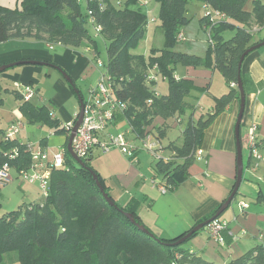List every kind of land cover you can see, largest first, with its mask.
<instances>
[{
  "label": "trees",
  "instance_id": "1",
  "mask_svg": "<svg viewBox=\"0 0 264 264\" xmlns=\"http://www.w3.org/2000/svg\"><path fill=\"white\" fill-rule=\"evenodd\" d=\"M156 1L160 6V28L166 46L159 52L153 51L149 58L132 53L148 26L147 14L136 8L141 0H22L21 9L14 10L0 4V43L36 40L74 49L87 46L98 57L97 40L88 24L94 29L100 27L99 34L107 42V74L128 106L118 119H126L140 138L152 132L150 127L156 118L165 120L168 127L169 120L178 119L182 123V117L193 109L187 100L195 89L193 81L177 79L174 75L179 62L198 63L219 70L230 92L216 99L214 112L208 117L197 121L189 117L183 130V144L171 143L168 148L173 156L156 163L158 174L168 186L177 187L189 175L188 168L202 145L205 130L233 98H240L238 87L232 88L231 84L238 85L243 53L260 43L254 39V28L264 26V0H252L251 10L246 8L250 0H202L212 10L226 14L225 19H217L214 25L206 16L202 20L207 34L209 28L211 30L212 43H209L214 60L210 62L202 59L199 62L194 56L172 49L190 22L187 6L191 0ZM235 28L236 35L225 39L224 33ZM155 69L169 80L168 95L160 96L152 90L155 81L150 73ZM20 111L28 123L47 125L55 134L67 135L66 129L51 118L45 106L22 102ZM165 131L159 128L157 138L165 137ZM3 134L0 130L1 137ZM67 138L69 141L68 135ZM41 144L45 145V139ZM13 148H18L20 154L11 162L12 167L16 171L28 169L31 156L26 144L18 138L7 142L0 139V165L6 161L2 151ZM84 163L82 167L66 151V167L51 172L48 197L42 203L23 204L0 217V264H8L6 256L13 253L16 254L14 262L20 264H214L182 245H173L186 234L178 239H167L149 229L154 236L140 231L124 214L131 213L137 223L143 225L135 211L112 198L90 159ZM93 174L99 177L117 207L104 198ZM229 264H264V246L256 247Z\"/></svg>",
  "mask_w": 264,
  "mask_h": 264
},
{
  "label": "crops",
  "instance_id": "2",
  "mask_svg": "<svg viewBox=\"0 0 264 264\" xmlns=\"http://www.w3.org/2000/svg\"><path fill=\"white\" fill-rule=\"evenodd\" d=\"M202 27L204 29V26ZM254 39L264 41V26L254 28ZM184 44L188 45V42L185 40ZM20 62H39L46 65L21 64L0 73V130L5 133L12 125L22 121L24 127L17 138L22 143H41L45 139L44 146L52 155L66 147L67 135L55 134L47 125L28 123L20 111L22 98L15 84L33 86L36 94L31 103L37 107L45 106L50 114L55 115V118H51L58 120L61 127H64L67 123L76 121L80 113L77 99L84 100L89 88L98 80L95 54L87 46L74 49L36 40L0 43V67ZM215 71L202 67L191 70L187 76L184 75L186 79L193 81V93L197 94L202 90L204 94L214 92L215 95L214 102L208 108L202 107L200 99L199 104L196 102L197 106L190 102V99L193 109L189 110L187 115L196 121L211 115L216 99L231 90L227 89L228 84L224 76L223 84L212 90L215 85ZM62 73L72 82L69 83ZM241 77L246 96L239 138L243 158L246 152L249 153L248 162H244V166L250 170L252 161L248 150V135L253 124L258 126L259 148L264 156V47L245 58ZM86 81L88 83L83 87L81 84ZM83 90L86 91V96ZM196 99L198 98L195 97L192 101L195 102ZM198 108L202 112L198 111ZM240 109L241 99L235 97L227 108L214 118L205 130L202 145L198 150L202 152L201 157L196 153L194 162L188 168L187 179L177 187L168 186L167 181L156 170L157 158L141 148L136 154L137 162H133L119 149L107 154L95 149L89 158L91 165L104 180L112 198L119 205L133 209L147 229L160 238L178 239L206 219L212 218L235 188L238 172L236 126ZM122 122L128 123L124 118L118 119L112 132H118ZM165 123L163 120V126L159 128L166 130L167 134ZM181 133L184 141L183 130ZM171 143L182 145L176 141ZM134 144L137 147L142 146L140 143ZM170 144L162 146L159 151L162 158L169 159L173 156L168 148ZM258 171L260 177L264 178V162H261L254 172ZM25 183L28 182L25 181L20 187L23 197L33 199L34 203H42L44 199L35 201L41 193L40 187L29 183L30 186H26ZM253 191L256 194L254 203L240 201V210L227 214L228 208L220 216V220L228 224L224 244L213 240L207 227L189 240L187 249L214 264H229L256 247L264 246V188L258 185ZM240 203H246L249 207L243 211Z\"/></svg>",
  "mask_w": 264,
  "mask_h": 264
},
{
  "label": "built area",
  "instance_id": "3",
  "mask_svg": "<svg viewBox=\"0 0 264 264\" xmlns=\"http://www.w3.org/2000/svg\"><path fill=\"white\" fill-rule=\"evenodd\" d=\"M205 16L208 17L214 25L217 19H225L226 14L212 10L211 7L205 3ZM94 23V20H92ZM96 33L101 32V28L95 26ZM210 28L208 31V40L212 43ZM184 39L183 32L178 38ZM98 57L95 55V59ZM99 67L104 66V63L99 59L96 62ZM152 79V77H151ZM154 80V79H152ZM20 91L22 102H31L36 94L34 87L31 85L15 84ZM232 88H237L236 83L231 84ZM127 103L124 102L117 92V89L108 74H101L98 77L95 85L89 88L88 95L84 99V117L74 140L73 151L81 159H89L95 149L102 154H107L114 149H119L123 154L131 158L133 162H137V152L141 148L151 153L157 160H168L160 156L162 144L156 137V142L153 140L151 133L140 138L142 146L137 147L131 140L128 139L125 133H114L112 129L116 121L121 115H124L127 110ZM55 118L54 114H51ZM75 122L67 123L64 128L70 138ZM24 124L18 121L12 125L3 135L2 140L7 142L17 138L23 130ZM130 130L134 133L133 128ZM258 126L253 124L248 135V149L250 152V159L252 161L251 170L254 172L264 162V156L260 152V144L257 136ZM26 151L31 156V165L28 169L17 171L25 181L31 185H38L40 187L42 196L48 197L50 193L51 172L53 170L64 169L66 167V151L67 147L60 149L54 154H50L48 148L41 143H25ZM20 152L18 148H13L9 151H2V156L6 161L0 165V187L7 184L12 179L11 171L14 169L11 162L18 158ZM198 157H201L202 152H197ZM264 183V179H263ZM248 204L240 203V208L244 211L248 208ZM209 234L213 240L221 244L225 243V234L228 229V224L225 221L215 220L208 226Z\"/></svg>",
  "mask_w": 264,
  "mask_h": 264
},
{
  "label": "rangeland",
  "instance_id": "4",
  "mask_svg": "<svg viewBox=\"0 0 264 264\" xmlns=\"http://www.w3.org/2000/svg\"><path fill=\"white\" fill-rule=\"evenodd\" d=\"M22 0H0V4L4 7H7L9 9H21ZM204 1L202 0H191L187 6V15L190 19V22L184 27L183 29V36L184 39L181 37L177 39V43L172 46L173 51L178 52L180 54H185L188 56H194L198 60L202 59L204 61H211L214 60V55L212 51L210 52V43L208 41V34L202 27V20L205 16V8H204ZM159 3L156 0H141L138 6L136 8H140L143 12H145L148 16V26L147 30L143 36V38L138 42L137 46L132 49V53L134 55L144 56L145 58H149L153 51L159 52V50H162L166 46V38L164 35L163 30L160 28V19H159ZM248 10H251L252 8V0H250L247 3ZM88 28L97 40V46H98V58L101 62L104 63V66L97 67L96 75L99 77L101 74H107L108 73V50H107V42L106 40L98 33H96L94 27L89 23ZM237 33V29H230L224 33L225 39H231L233 38ZM185 40L188 42V45L184 44ZM182 41V42H181ZM193 48V49H192ZM199 60V62H201ZM95 62V65H96ZM204 67L203 65H200L198 63L195 64H185L179 62L176 65V69L174 72L175 77H179L180 79H186L184 75L187 76V73H190L191 70H196L199 68ZM209 68V67H207ZM213 71V69H212ZM215 85L212 88V90L217 87L219 84H223V75L219 70L215 71ZM152 79H154L155 83L152 84L151 88L152 90L160 96L168 95L169 94V80L164 79V77L155 69L151 70L150 73ZM88 81L85 83H82L81 85L84 87L85 84H87ZM227 89L230 90L229 85H227ZM83 93L86 96V91L83 90ZM198 98L195 100V102L192 101L194 98ZM214 92H211L210 94H204L202 90H199L197 94L191 93L188 97V102H192L193 104L200 101V104L204 108H208L212 103L214 102ZM217 97V96H216ZM200 99V100H199ZM199 100V101H198ZM84 102V100H83ZM78 106L79 101L77 99ZM194 104V105H195ZM196 104V106H197ZM198 111H201L198 108ZM204 113V112H203ZM183 122L179 123L177 121L178 119L169 120V123H167V134L165 137L159 139L162 146H167L170 144L171 141H176L179 145L183 144L182 139V130L185 129V127L188 124L189 116H183L182 117ZM76 122V121H75ZM163 126V119L162 118H156L153 125L150 127L151 136L153 137V140L156 142L154 136H158V128ZM116 133H125L128 136V139L131 140V142L136 144L142 145V140L140 138L136 137V134L133 133L130 130V126L128 123L122 122L120 124L119 130ZM139 142V143H138ZM249 150V149H248ZM96 153V152H95ZM248 155L249 153L244 154V162L247 164L248 162ZM245 169L244 174V181L243 185L240 188L239 195H237L236 199L233 201L232 205L228 209V213L234 212V210L237 212L239 209V202L245 201L247 203H254L256 194L253 191L254 187H257L258 185H261L264 188V183L262 177H260V173L253 172L251 170ZM11 175L13 177L12 181H9L7 184L2 185L0 187V217H4V215H7L16 209H18L21 205L27 204V203H34L33 199L23 197L22 191L20 190V187L22 184H24L25 181H23L22 177L19 176V174L12 170ZM26 186L28 183H25ZM38 186V185H37ZM30 188V187H29ZM35 188H37L35 186ZM38 199V200H37ZM35 199V201H41L45 199L41 193L38 195V198ZM225 217V216H224ZM189 242V241H188ZM188 242H185L182 244L183 248H187ZM15 255L11 254L6 256L7 263H13L15 261ZM176 257L180 258L179 254H176ZM226 264V263H225Z\"/></svg>",
  "mask_w": 264,
  "mask_h": 264
},
{
  "label": "water",
  "instance_id": "5",
  "mask_svg": "<svg viewBox=\"0 0 264 264\" xmlns=\"http://www.w3.org/2000/svg\"><path fill=\"white\" fill-rule=\"evenodd\" d=\"M264 47V41L260 42L259 44L247 49L243 55L240 58V62H239V78H238V90L240 92V99H241V109H240V114H239V118L237 121V126H236V136H237V141H238V161H237V166H238V172H237V180H236V184H235V188L233 190V192L231 193V195L229 196V198L226 200V202L223 204V206L220 208V210L215 214V216H213L212 218H210L209 220L198 224L197 226H195L190 232H188L183 238H181L180 240H178L176 243H174L173 245L175 246H179L182 245L183 243L187 242L196 232L201 231L202 229L206 228L207 226L210 225V223H212L213 221L217 220L233 203V201L235 200V197L237 196V194L239 193V189L241 187V184L243 182V177H244V171H245V166H244V161H243V153H242V149H241V143H240V138H239V132H240V126H241V121L244 115V109H245V89H244V85H243V81H242V77H241V71H242V65L243 62L245 60V58L252 52H254L257 49H260ZM31 63L33 65H46L44 63H39V62H20V63H16V64H10V65H5V66H1L0 67V73L7 71L8 69L15 67L17 65H21V64H28ZM64 78L71 83V79L65 74L62 73ZM80 102V113L76 119L75 125L72 129V133L70 135L69 141H68V146H67V150L69 155L82 167H85V163L83 160H81L73 151V140L79 130V128L81 127L82 121H83V117H84V102L83 100L80 98L79 99ZM93 178L98 186V188L100 189V191L102 192L104 198L107 200V202L109 204H111L112 206L117 207V205L115 204V202L112 200V198L105 192V189L99 179V177L96 174H93ZM125 216L131 221L132 224L136 225L140 231H142L145 234H150L151 236H154L153 234L150 233V231L144 226V225H140L139 223H137L136 219L133 217V215L131 213L128 212H124Z\"/></svg>",
  "mask_w": 264,
  "mask_h": 264
}]
</instances>
